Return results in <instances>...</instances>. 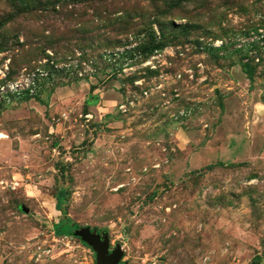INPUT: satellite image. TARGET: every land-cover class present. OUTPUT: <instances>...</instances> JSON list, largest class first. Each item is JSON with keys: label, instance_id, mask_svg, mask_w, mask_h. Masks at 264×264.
<instances>
[{"label": "rangeland", "instance_id": "1", "mask_svg": "<svg viewBox=\"0 0 264 264\" xmlns=\"http://www.w3.org/2000/svg\"><path fill=\"white\" fill-rule=\"evenodd\" d=\"M15 83L0 264H95L62 220L124 264H264V0H0Z\"/></svg>", "mask_w": 264, "mask_h": 264}, {"label": "water", "instance_id": "2", "mask_svg": "<svg viewBox=\"0 0 264 264\" xmlns=\"http://www.w3.org/2000/svg\"><path fill=\"white\" fill-rule=\"evenodd\" d=\"M71 233L94 252L95 264H124L121 262L123 257L121 246L116 244L110 250L109 240L105 235L97 233L88 226L77 227Z\"/></svg>", "mask_w": 264, "mask_h": 264}, {"label": "trees", "instance_id": "3", "mask_svg": "<svg viewBox=\"0 0 264 264\" xmlns=\"http://www.w3.org/2000/svg\"><path fill=\"white\" fill-rule=\"evenodd\" d=\"M157 49V46L155 44H149L148 49H146L143 53L144 58L150 56V54H153V52ZM64 193H60V195L58 196V199L60 200L62 198ZM77 228L78 226L76 224H72V223H68L64 220L59 221L56 225H55V231L58 235H62V236H72V228ZM95 230V229H94ZM98 232V231H96Z\"/></svg>", "mask_w": 264, "mask_h": 264}, {"label": "built area", "instance_id": "4", "mask_svg": "<svg viewBox=\"0 0 264 264\" xmlns=\"http://www.w3.org/2000/svg\"><path fill=\"white\" fill-rule=\"evenodd\" d=\"M211 45L216 48L219 45H217L216 43H211ZM72 63L69 64V67L71 66ZM36 76L35 73L30 74L27 79H26V84H25V91H28L29 93H32V89L34 88V77ZM18 83H15L14 85H5L6 87H0V95L2 93L5 92V88L6 90L9 89L10 91L12 90L13 92H15L16 94H20V89H16L18 88ZM121 108H123V106H121Z\"/></svg>", "mask_w": 264, "mask_h": 264}]
</instances>
